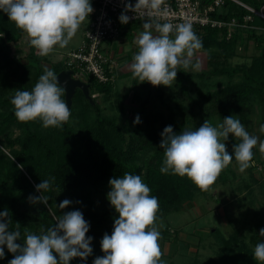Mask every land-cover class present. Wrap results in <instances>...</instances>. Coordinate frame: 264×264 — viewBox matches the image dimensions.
I'll return each mask as SVG.
<instances>
[{
  "label": "trees",
  "instance_id": "16d2710c",
  "mask_svg": "<svg viewBox=\"0 0 264 264\" xmlns=\"http://www.w3.org/2000/svg\"><path fill=\"white\" fill-rule=\"evenodd\" d=\"M199 1L206 5L211 0ZM237 1L256 11L264 4V0ZM245 16L250 20L244 22ZM209 17L223 22L233 18L246 27L234 28L229 36L226 27H193L203 42V48L198 51L206 53L208 68L194 73L177 69L173 86L182 96L183 106L167 105L162 92L154 88L156 100L166 113L147 107V91L136 112L140 123L135 124L134 119L132 126H128L117 116L103 114L94 100L96 94L107 97L114 81L102 84L92 77H85L93 104L76 89L71 98L69 121L62 128H44L39 119L19 121L11 98L16 90L31 91L45 68L57 74L66 66L64 62L51 64L45 58L33 56L31 45H28L27 53L20 49L27 34L17 28L6 13L0 12V212L7 210L9 213V231L16 230L17 223L20 225L21 239L16 243L23 244L26 231L39 234L41 228L46 230L54 226L56 218L64 212L80 210L90 224L86 236L93 238L90 245L93 253L86 261L76 257L69 264H93L95 258L105 255L101 240L105 233L112 234L114 220L118 218L110 203L108 208L98 209L94 202L97 196L111 191V178H122L125 172L140 175L150 187V195L158 198L157 221L177 213L184 203L205 193L187 176L160 172L165 157L159 145L166 126L171 125L179 134L183 130L198 129L206 120L216 126L228 116L239 119L245 126L253 114L257 116L259 126L264 124V38L260 30L264 20L229 0H224ZM248 41L252 42L256 54L248 63L231 65L230 59L236 56V50ZM214 78H224L225 82L221 86L209 83ZM14 130L17 134L12 137ZM260 138L264 141V133L260 132ZM239 142L231 134L225 141L234 164L233 145ZM52 177L55 180L44 193L48 204H31L30 195H41L36 185ZM236 178L229 164L213 186L230 184ZM249 185L242 184L233 189L235 204L253 207V191ZM257 185L264 194V179L257 181ZM241 194L243 196L239 197ZM65 199L72 203L60 209L58 205ZM250 220L247 243L238 239L235 233L223 236L218 230L212 231L217 251L214 258L199 264H260L254 258V249L264 242V237L259 235L260 229L264 228V215L254 210ZM160 233L159 243L168 238L176 239V232L170 233L166 227ZM0 247L5 252L0 264H9L14 254L6 245Z\"/></svg>",
  "mask_w": 264,
  "mask_h": 264
},
{
  "label": "clouds",
  "instance_id": "9594fccd",
  "mask_svg": "<svg viewBox=\"0 0 264 264\" xmlns=\"http://www.w3.org/2000/svg\"><path fill=\"white\" fill-rule=\"evenodd\" d=\"M93 11L90 0H0V12L6 13L27 34L30 45L42 57L51 54L56 46L66 47ZM129 11L148 17L143 24L144 31L136 40L138 52L130 65L134 78L153 86L171 87L178 68L201 70L198 60L193 63L196 52L203 48L201 38L190 23H161L169 15L165 0H137L134 6L126 4L119 16L120 23L129 22L126 14ZM64 91L57 75L45 68L31 91L16 90L10 102L21 122L39 119L44 128H62L71 117V110L62 99ZM134 123H140L139 116ZM260 132L264 133V124ZM230 134L240 141L233 145L234 159L240 172H244L252 165V150L258 142L260 152L264 153V141L250 135L233 116L225 117L216 126L206 120L198 129L183 130L179 134L171 125L166 126L159 145L165 157L160 172L187 176L202 191L211 190L233 161L225 144ZM54 180L52 177L36 185L41 195H30L29 202L47 205L44 193L50 190ZM109 185L107 199L118 218L114 220L112 234L105 233L101 240L105 255L95 258L93 264H166L159 244L158 198L150 195L151 189L140 175L125 172L122 178H111ZM71 203L65 199L58 207L65 209ZM10 222L8 211L0 212V246L6 245L14 254L9 264H69L76 257L86 261L93 253L90 246L93 238L86 236L90 224L80 210L64 212L56 218L54 226L41 228L39 234L26 231L22 245L16 243L21 239L20 225L17 223V229L9 231ZM259 235L264 237V228ZM4 256V248L0 247V259ZM254 258L264 264V242L255 246Z\"/></svg>",
  "mask_w": 264,
  "mask_h": 264
},
{
  "label": "rangeland",
  "instance_id": "374dc122",
  "mask_svg": "<svg viewBox=\"0 0 264 264\" xmlns=\"http://www.w3.org/2000/svg\"><path fill=\"white\" fill-rule=\"evenodd\" d=\"M87 21L81 25L66 47L56 46L54 51L45 57L40 56L37 50L33 48V56L45 58L47 63L51 64L64 62L65 55L79 45ZM155 34L157 35L158 33ZM28 45L30 46V43L26 35L22 39L19 48L27 53ZM103 53L110 56L109 59L112 61L114 71L113 86L107 97L102 94L94 95V100L102 109L103 114L117 116L121 123L132 126V121L136 118L138 104L146 96L147 91L149 93L147 107L165 114L166 111L159 106L156 100L154 88H158L162 92L167 105H184L182 96L177 93L173 85L171 87L164 85L153 86L147 81L141 82L138 78H134L130 69V65L133 62L131 53L127 57L117 56L109 53L108 50H104ZM205 54L203 51H197L193 60V63L197 60L201 63L200 71L208 68ZM255 54L256 51L252 42H245V45L236 50V56L230 59V64L248 63ZM179 69L185 70L183 67ZM187 72L194 73L197 71L189 69ZM224 82V78H214L209 81V83L218 86H221ZM147 87L149 88L147 89ZM244 127L250 135L257 136L258 141H262L259 131L260 126L255 114L250 117L248 124ZM11 134L13 137L17 134V131L14 130ZM252 151L254 153L252 165L244 172H240L238 162H236L237 165L230 163L231 170L237 176L232 183L224 186H213L211 190L205 191L204 194L184 203L177 213H170L157 221V224L160 225L159 231L166 227L168 232H176L175 241L168 238L161 240L159 243L163 253L162 259L166 264H191L194 262L199 264L208 258H214V254L217 251L211 235L214 230H218L223 236L235 233L238 239L248 242L251 213L254 210H259L260 214L264 215V194L259 185H257V181L264 179V153L259 150V142ZM248 183L253 191L254 209L245 205L241 207V205L234 203L233 189L236 186ZM243 194L239 195V197L243 196ZM94 202L98 209H106L110 203L107 199V194L97 196Z\"/></svg>",
  "mask_w": 264,
  "mask_h": 264
},
{
  "label": "built area",
  "instance_id": "2783aa9c",
  "mask_svg": "<svg viewBox=\"0 0 264 264\" xmlns=\"http://www.w3.org/2000/svg\"><path fill=\"white\" fill-rule=\"evenodd\" d=\"M243 8L252 15L264 20V6L259 10H253L237 0H229ZM94 9L90 19L82 34L79 45L68 52L64 58L66 70L72 71L71 77L82 82L85 77H92L98 83H111L114 81V71L112 61L109 55H105V44L114 41L120 31L119 16L124 11L126 4L131 3L133 6L137 0H90ZM224 0H211L206 5H202L199 0H165V6L169 10V15L163 22L173 24L190 23L193 27L209 26L211 28L226 27L227 36L234 28L246 27L238 24L235 19L231 18L227 22L211 19L210 13L219 9ZM129 23L135 21H146V15L134 14L129 11ZM250 20L249 16L243 17V21ZM264 38V27L260 29Z\"/></svg>",
  "mask_w": 264,
  "mask_h": 264
},
{
  "label": "crops",
  "instance_id": "0c3cea01",
  "mask_svg": "<svg viewBox=\"0 0 264 264\" xmlns=\"http://www.w3.org/2000/svg\"><path fill=\"white\" fill-rule=\"evenodd\" d=\"M144 23L145 21H140L122 25L118 37L114 41L106 43L104 49L117 56L127 57L129 53L134 56L138 52L136 40L139 34L144 31ZM153 34L156 35L154 32Z\"/></svg>",
  "mask_w": 264,
  "mask_h": 264
},
{
  "label": "water",
  "instance_id": "95a60500",
  "mask_svg": "<svg viewBox=\"0 0 264 264\" xmlns=\"http://www.w3.org/2000/svg\"><path fill=\"white\" fill-rule=\"evenodd\" d=\"M72 71L70 70H61L56 75L58 77V83L65 88L63 99L67 103V106L70 108L71 98L74 94V91L77 89L81 92L83 97L90 103L93 104L91 97L88 93V85L85 82H82L78 79L71 77Z\"/></svg>",
  "mask_w": 264,
  "mask_h": 264
}]
</instances>
